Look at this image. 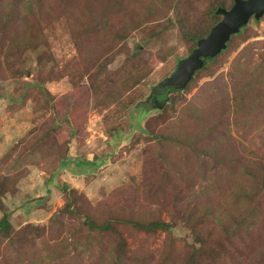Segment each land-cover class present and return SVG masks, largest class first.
Wrapping results in <instances>:
<instances>
[{
	"label": "rangeland",
	"instance_id": "1",
	"mask_svg": "<svg viewBox=\"0 0 264 264\" xmlns=\"http://www.w3.org/2000/svg\"><path fill=\"white\" fill-rule=\"evenodd\" d=\"M22 1L0 0V201L19 242L30 225L42 230L39 259L5 241L0 264H115L119 237L90 239L85 218L114 223L127 243L123 264H159L168 253L167 262L186 264L198 224L173 215L204 222L202 235L225 244L214 252L201 248L194 264H260L264 228L228 244L204 206L221 200L220 188L248 184L247 171L264 174V117L253 122L259 118L253 110L264 106V17L251 20L233 50L194 84L168 93L160 109L151 99L190 55L195 29L208 25L211 8L230 9L233 0H41L40 14L10 18L6 4ZM127 10H135L141 29L122 38L107 33L113 28L107 19L119 30ZM135 49L141 54L130 62ZM122 68L136 70L134 86L121 82ZM236 76L250 83L240 84L238 105ZM93 84L108 105L100 106ZM152 131L176 136L160 147ZM153 145L165 148L161 168ZM70 202L74 214L64 211ZM118 219L163 220L174 229L144 233Z\"/></svg>",
	"mask_w": 264,
	"mask_h": 264
},
{
	"label": "trees",
	"instance_id": "2",
	"mask_svg": "<svg viewBox=\"0 0 264 264\" xmlns=\"http://www.w3.org/2000/svg\"><path fill=\"white\" fill-rule=\"evenodd\" d=\"M233 3H234V0H233ZM6 5H8V8H5V10H6L7 15L10 18H18V17L22 18L23 16H26V15L34 16L36 12L37 14L38 13L40 14L43 8V4L41 0H23L22 2H19V3L13 4L12 2V3H7ZM220 7L225 8V5L222 3H219L207 12L208 25L205 28L195 29L194 34L190 38L192 39V43L194 44L193 48L190 50V54L197 47L198 40L201 38L207 37L209 33L211 32V30L213 29V27L221 21L219 20L221 16L216 15V11ZM225 9H229V8H225ZM127 11H130L129 14H131L132 18L128 14L123 19L126 24L119 30L116 29L115 25L110 19H107L109 21L108 23L113 26L111 30H114V32H112L110 29H108L106 30L107 33L113 34L116 38H122L126 35V33H128V30H133V29L140 30L141 29L142 27V25H140L141 19H139L138 15L136 17L135 10H127ZM97 24H98L99 29L102 26L106 27L105 25H103V23H97ZM248 26L246 28H243L238 35H235L231 38V41L228 43L227 49L225 51H223L216 58L207 61L204 69L197 72L194 80L189 84V86L195 83V79L196 77H198V75L204 72H208L209 66L215 65L217 62H219V60L223 56H226L231 50H233L234 48L233 42L235 41V39L241 38L242 36L245 35L246 29L248 28ZM123 28H126V29L123 30ZM91 33L92 34L89 33L88 35L92 36L94 34L93 36H96L97 31H94ZM100 33H101V30H99V33H97V35ZM140 54H141V50L135 49L130 58V62H132L135 58L139 59L138 57L140 56ZM235 68L237 67L235 66ZM134 71L131 72L127 70L126 68H122V70L119 72L120 73L119 77L121 76V82L125 83L126 87L135 85V81L132 77V74L134 73ZM122 73H129V74L126 78H123ZM113 84H116V83H112L111 85ZM240 84L247 87L250 83L245 84L244 79L243 78L241 79V77L239 76H236L233 78V86H234V91H235L233 102L235 103V105H238V103L241 104L242 102L238 100V97H241V95L244 93L242 91L243 86H240ZM91 88L94 94L98 96L100 106L101 105L105 106L109 104V98L106 94H102V92L100 91V86H96L93 84L91 85ZM157 90L158 91L156 93H160L162 94V96L169 98V96L167 95L168 93L171 92L172 89L158 88ZM151 100L153 101V98ZM253 111L259 114V118H258L259 121H257L258 119L253 121L257 125H259L261 123V116L264 117V106H259V109L256 108ZM250 115L252 116V113ZM250 115L248 114L247 117H249ZM174 135L164 136L162 134H158L155 131H152L149 137L150 139L152 137H155L156 138L155 141H157V145H159L160 147H164L166 146V141L168 140L167 138L171 136L174 137ZM185 137L187 140L189 139L188 138L189 136L185 135ZM193 142L195 143V141ZM173 143H175V140ZM153 150H154V154L157 157L156 159L159 162L160 168L165 166L163 157H162V154L165 148L158 149L156 148V146L153 145ZM213 150H214V147L212 148V151ZM204 154L208 155L209 153L204 152ZM66 159L67 157L60 159L61 166H63ZM167 169H168L167 173H170L171 171H173L172 168H167ZM246 180L248 181V184H243V185L241 184L240 186H233V187L228 188L226 191H223V189L220 188L221 195H224L220 201L215 202L214 200V201L205 202L206 205L204 206V211H205L204 216H208L209 218H211L212 221H214L217 224V226L222 230V233H223V235L221 236L222 238L230 239L228 244H235L236 242H239L240 240L242 241L246 235L251 236L252 234H254L257 231V228H262V227L264 228V219H262V216H264V204H263L264 174L259 175V172L247 171ZM172 186L170 188L171 191L176 188L174 186V183L172 184ZM218 188H219L218 186L215 187L216 192ZM211 193H213V190H211ZM2 195H3V185L0 184V199H2ZM71 199H74V198H71ZM0 209H3V211L5 210L4 204L1 201H0ZM175 209H180V208L179 206H175ZM64 211H67L68 213L70 212L72 214L75 213L71 209V202L65 206ZM171 217L173 218V221L182 219V220H185L186 222L194 221L196 222V224H198L196 228L197 238L192 244L193 254L189 256L186 264L196 263V260H197V257L199 255L201 248H203L204 251L210 249V251L214 252L216 251L217 248H222L225 246V244H223L221 240H220L221 242L220 243L218 240L214 239L212 233L210 232H207V234L204 236L202 235L200 226H203L204 222L198 221L197 219L194 220V218L191 216L181 218V215H173ZM117 222L124 226H130L131 228L140 230L144 233H154L158 231L171 232L174 229L173 226L169 225L166 221H163V220H156V221H152L149 223H144V222H136L132 220H119L118 219ZM83 223H84V226L86 227V231L88 232L90 239H92L95 234H98L101 236L113 234L119 237L120 243H119L118 248L115 251H113L114 253L113 255L116 256L115 264H123L125 261L124 257H126V253L128 250L127 243L122 238L117 227L114 226V223L112 221H108L104 223L103 225H97L95 222H93L89 218H85ZM29 228H30L29 233L25 236L24 239L21 238L22 240H20L19 242V240L15 238V234H18L17 233L18 231L16 232L15 230H13L10 214L4 211L3 217L0 219V248L5 241H8L9 243L8 245L10 247L18 248L17 252H21L24 249L25 253L30 252L29 253L30 257L38 258L37 257L38 248H37L36 238L41 237V235H39L37 231H41L42 228L37 227V226H32V225H30ZM104 241L105 239L99 240L100 245L102 247L106 245ZM27 243H30L31 245L30 248L28 249L26 248ZM91 243H92V240L90 244ZM262 256L264 259V251L262 252ZM170 258H171V254L168 253L167 260H164V257H163L161 261L159 262V264H166V263L172 264L171 262H167L168 259ZM260 264H264V260Z\"/></svg>",
	"mask_w": 264,
	"mask_h": 264
},
{
	"label": "water",
	"instance_id": "3",
	"mask_svg": "<svg viewBox=\"0 0 264 264\" xmlns=\"http://www.w3.org/2000/svg\"><path fill=\"white\" fill-rule=\"evenodd\" d=\"M216 15L222 17L221 21L207 37L198 40L193 52L178 62L176 70L158 85L159 88H169L171 92L184 91L197 72L204 69L208 60L216 58L227 49L233 36L246 28L252 19L259 21L264 17V0H234L230 9L220 7ZM167 101L168 98L164 105Z\"/></svg>",
	"mask_w": 264,
	"mask_h": 264
},
{
	"label": "flooded vegetation",
	"instance_id": "4",
	"mask_svg": "<svg viewBox=\"0 0 264 264\" xmlns=\"http://www.w3.org/2000/svg\"><path fill=\"white\" fill-rule=\"evenodd\" d=\"M160 94V93H159ZM159 94H156V96L153 97V102L156 106H163V102L166 101L167 97L162 96L161 98L158 97ZM162 95V94H160Z\"/></svg>",
	"mask_w": 264,
	"mask_h": 264
}]
</instances>
